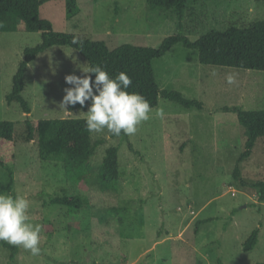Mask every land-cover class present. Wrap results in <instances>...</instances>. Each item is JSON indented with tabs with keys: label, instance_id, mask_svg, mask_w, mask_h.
I'll return each mask as SVG.
<instances>
[{
	"label": "rangeland",
	"instance_id": "1",
	"mask_svg": "<svg viewBox=\"0 0 264 264\" xmlns=\"http://www.w3.org/2000/svg\"><path fill=\"white\" fill-rule=\"evenodd\" d=\"M74 19L66 16L65 0H45L40 17L55 31L103 41L109 49L122 44L154 47L182 32L196 41L209 30H224L264 19V0H188L181 18L170 10L152 9L146 0H77ZM41 42V32H0V120L16 125L13 183L4 194H21L30 202L29 216L42 226L40 256L23 248L10 260L0 243V264H257L264 262V200L256 182H264V140L238 163L246 135L235 106L264 109V70H243L200 63L198 50L178 43L153 60L160 89L179 91L203 108H186L159 97L151 118L132 136L113 138L105 130L90 159L84 182L75 181L57 159H42L37 142L25 140L26 121L35 127L45 119L86 118L87 110L59 109L69 87L64 77L86 64L68 46L39 54L25 73V113L6 94L23 51ZM88 64V63H87ZM231 75L235 83L229 84ZM163 110V117L156 116ZM118 147L119 188H101L98 171L107 148ZM239 173L235 176V167ZM0 168V184L9 182ZM245 181V183H243ZM80 196L73 210L54 204L53 197ZM207 220L197 224L199 221ZM259 229L251 251L243 242Z\"/></svg>",
	"mask_w": 264,
	"mask_h": 264
},
{
	"label": "trees",
	"instance_id": "2",
	"mask_svg": "<svg viewBox=\"0 0 264 264\" xmlns=\"http://www.w3.org/2000/svg\"><path fill=\"white\" fill-rule=\"evenodd\" d=\"M45 0H0V32L18 30L22 21L28 31L41 32V42L27 47L19 62L12 79L11 90L5 99L8 105L16 102L25 113H30V105L23 96L25 89V73L29 64L37 56L53 46H68L77 50L88 65H99L111 76L125 72L132 80L129 92H137L146 97L152 108L158 105L159 97L176 102L186 108H203L198 100L188 99L179 91L160 89L154 69L153 60L164 56L173 46L180 43L185 48L198 50L199 61L205 65L231 67L243 70H264V19L250 21L243 25L232 24L224 30L212 29L192 41L182 32L166 37L159 47H146L133 44H122L109 49L103 41L90 40L74 33L55 31L53 24L40 17V7ZM66 16L74 19L80 8L77 0H65ZM152 9L174 10L178 17L183 16L188 0H146ZM78 37L79 43L73 44ZM94 78V74H90ZM80 109L79 105L69 106V110ZM83 110H86L83 109ZM237 113L238 122L246 135L244 150L238 163L246 160L260 140H264V109L244 110L235 106L230 108ZM86 118H55L45 119L35 127L26 121L25 140L37 142L39 155L42 159H57L64 163L67 173L77 182H84L90 171V159L101 140L93 141L85 127ZM113 138L116 136H113ZM125 136L123 133L119 137ZM16 125L11 120H0V168L7 170L9 182L0 184V193L10 191L13 183L11 165L16 157ZM239 166L235 167V176ZM102 189L117 192L119 188L118 147L110 146L105 152L98 171ZM245 183V181H243ZM259 189L260 198L264 200V182L254 184ZM54 204H61L70 209L78 210L85 203L80 196L53 197ZM199 221L197 224L206 222ZM259 239V229L253 230L243 242V250L251 251ZM0 243L11 250L13 260L17 247L6 242ZM198 264H204L199 260ZM216 264H224L221 259ZM264 264V262L257 263Z\"/></svg>",
	"mask_w": 264,
	"mask_h": 264
},
{
	"label": "clouds",
	"instance_id": "3",
	"mask_svg": "<svg viewBox=\"0 0 264 264\" xmlns=\"http://www.w3.org/2000/svg\"><path fill=\"white\" fill-rule=\"evenodd\" d=\"M73 44L79 43L74 37ZM80 75L75 72L64 77L69 85L59 102V109L69 112V106L87 109L85 127L90 133H102L107 130L113 136H132L138 126L151 118L152 107L140 93L129 92L131 78L120 72L114 77L99 65L76 64ZM94 74V78L92 75ZM229 84L235 83L234 77H227ZM163 110L156 116L163 117ZM31 202L21 194L0 193V241L23 248L32 256L41 254L42 226L33 223L29 216Z\"/></svg>",
	"mask_w": 264,
	"mask_h": 264
}]
</instances>
